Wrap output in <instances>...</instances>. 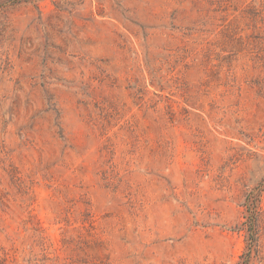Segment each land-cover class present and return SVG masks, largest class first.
Wrapping results in <instances>:
<instances>
[{
	"label": "rangeland",
	"instance_id": "obj_1",
	"mask_svg": "<svg viewBox=\"0 0 264 264\" xmlns=\"http://www.w3.org/2000/svg\"><path fill=\"white\" fill-rule=\"evenodd\" d=\"M260 192L264 0H0V264H239Z\"/></svg>",
	"mask_w": 264,
	"mask_h": 264
},
{
	"label": "trees",
	"instance_id": "obj_2",
	"mask_svg": "<svg viewBox=\"0 0 264 264\" xmlns=\"http://www.w3.org/2000/svg\"><path fill=\"white\" fill-rule=\"evenodd\" d=\"M260 192L248 195L246 206L248 209V214L246 215V220L242 223L243 228H245L248 233V242L246 250L241 255V261L239 264H250L253 253L257 249L258 245V228H257V215L260 212Z\"/></svg>",
	"mask_w": 264,
	"mask_h": 264
}]
</instances>
